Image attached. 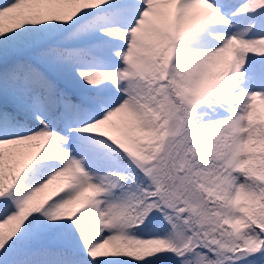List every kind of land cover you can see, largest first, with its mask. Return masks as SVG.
<instances>
[{"label": "snow or ice", "instance_id": "1", "mask_svg": "<svg viewBox=\"0 0 264 264\" xmlns=\"http://www.w3.org/2000/svg\"><path fill=\"white\" fill-rule=\"evenodd\" d=\"M0 264H264V0H0Z\"/></svg>", "mask_w": 264, "mask_h": 264}]
</instances>
